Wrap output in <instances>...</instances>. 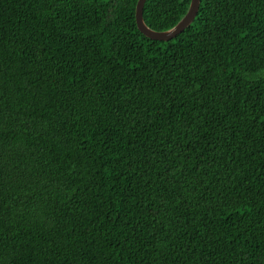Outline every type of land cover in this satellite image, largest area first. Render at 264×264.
I'll return each mask as SVG.
<instances>
[{
    "label": "trees",
    "instance_id": "1",
    "mask_svg": "<svg viewBox=\"0 0 264 264\" xmlns=\"http://www.w3.org/2000/svg\"><path fill=\"white\" fill-rule=\"evenodd\" d=\"M137 2L0 0V264H264V0Z\"/></svg>",
    "mask_w": 264,
    "mask_h": 264
},
{
    "label": "water",
    "instance_id": "2",
    "mask_svg": "<svg viewBox=\"0 0 264 264\" xmlns=\"http://www.w3.org/2000/svg\"><path fill=\"white\" fill-rule=\"evenodd\" d=\"M146 0H138L136 6V22L139 29L148 37L156 40H170L185 30L195 19L201 0H191L188 11L173 27L166 30H156L149 26L144 19V4Z\"/></svg>",
    "mask_w": 264,
    "mask_h": 264
}]
</instances>
